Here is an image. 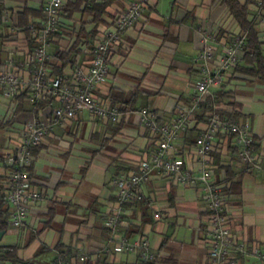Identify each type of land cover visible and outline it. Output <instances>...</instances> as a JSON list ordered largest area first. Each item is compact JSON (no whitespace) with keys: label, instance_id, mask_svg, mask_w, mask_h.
Instances as JSON below:
<instances>
[{"label":"crops","instance_id":"crops-1","mask_svg":"<svg viewBox=\"0 0 264 264\" xmlns=\"http://www.w3.org/2000/svg\"><path fill=\"white\" fill-rule=\"evenodd\" d=\"M48 1L0 0V69H13L7 65L12 57L14 70L25 78L30 76L29 61L36 44L26 35L27 28L39 25ZM130 1H115L98 24L89 12L78 11L73 18L62 16L61 31L53 36L49 49L50 67L75 86L76 67L91 65L99 36L114 28V21ZM143 1L141 19L120 33L109 56L107 79L94 91L102 104L121 108L119 122L100 120L87 111L57 121L53 113L56 103L36 111L26 101L9 124L1 127L0 148L7 156L14 152L27 122L50 123L42 143L33 148L30 166L41 199L30 208L25 224L11 226L2 238L3 243L8 232H15L17 241L10 244L20 246L19 256L29 264H56L65 255L77 257L80 253L88 258L78 264H142L139 253L114 249L124 236L131 242L147 237L156 253L154 264H209L208 210L201 184L181 185L154 171L141 187L143 199L126 207L115 235L105 226L117 206L113 178L136 169L157 147V136L140 124L141 109H152L161 123L189 113L173 154L183 158L186 168L201 169L194 145L212 113L201 104L191 111L196 85L203 76L199 54L213 44L217 59L240 32L221 0ZM239 1L250 3V18L259 19L264 11V0ZM25 8L36 13L20 18ZM259 21L264 40V23ZM222 87L233 97L219 108L225 118L250 125L262 168L249 169L238 156L235 140L224 133L218 136L212 154V177L225 187L232 231L245 243L247 252L238 256V264L256 260L264 264L254 254L255 248L264 252V84L230 71L225 83L203 95L200 103L215 97ZM118 92L124 93V99L117 98ZM9 105L0 89V123L7 122ZM59 244L65 252L57 248Z\"/></svg>","mask_w":264,"mask_h":264},{"label":"built area","instance_id":"built-area-1","mask_svg":"<svg viewBox=\"0 0 264 264\" xmlns=\"http://www.w3.org/2000/svg\"><path fill=\"white\" fill-rule=\"evenodd\" d=\"M64 0H49L44 6V18L39 25H30L35 39V49L29 61L30 76L25 78L14 70V59L10 57L7 65L13 69H0V89L10 100L6 119H11L18 110L16 95L28 92L30 103L38 102L42 97L55 98L59 104L53 113L57 121L71 119L82 111L106 121L117 123L122 117L118 105L106 106L95 98L96 87L103 83L109 74V56L115 43L121 38V32L135 25L142 17L143 0H132L126 9L114 21V28L108 29L99 36L94 48L91 65L85 69L76 67L74 71L75 86L67 83L62 75L55 74L50 67V46L55 34L62 27L61 8ZM264 23V20H261ZM210 39V36L208 37ZM244 45V37L239 34L229 43L223 54L216 57V48L207 44L199 54V69L203 74L197 83V96L192 106L195 110L203 95L211 89L220 88L226 81L228 73L238 61ZM189 113H181L171 122H159L157 114L150 108L139 112L140 124L157 136V147L150 158L143 160L136 169L117 174L112 184L115 186L117 206L107 218L105 224L112 236L119 224L126 207L143 199L141 187L150 180L154 171L171 178L174 182L185 186L201 184L202 193L207 203V241L209 247V264H238V256L247 252L245 243L238 240L233 231L227 211L228 194L225 187L215 183L212 177V154L219 134L235 135V144L239 147L238 156L249 169L262 168V161L254 151V134L248 123L240 124L229 119H223L217 113L210 118L207 128L197 136L194 152L201 162V169L194 172L185 167L182 157L173 154L181 132L186 128ZM50 128L46 120H33L23 127L20 140L13 153L6 156L7 191L6 202L10 207L8 223L19 228L25 224L30 208L41 199V193L34 185L30 166L34 159L33 148L39 146ZM115 250L137 252L142 261L151 262L156 259V253L151 248L147 237L141 236L131 242L124 236L115 245ZM254 254L264 262V252L254 249ZM88 255H65L56 264L84 263Z\"/></svg>","mask_w":264,"mask_h":264},{"label":"trees","instance_id":"trees-1","mask_svg":"<svg viewBox=\"0 0 264 264\" xmlns=\"http://www.w3.org/2000/svg\"><path fill=\"white\" fill-rule=\"evenodd\" d=\"M115 1L118 0H64V4L61 8V15L67 18H73L74 14L78 11L82 13L89 12L93 16V22L99 23L104 20V16L108 14V8ZM228 8L229 13L236 21L240 28V32L235 36L241 34L244 37V45L239 54L238 61L233 65L231 71L233 74L242 75L247 78H252L253 80L264 84V40L260 35V21L259 19L264 20V11H261L259 19L256 17L250 18L251 10L249 9V2L241 3L239 0H221ZM36 12L30 9L25 8L23 14L20 16L23 18L28 17L29 15H34ZM1 17V10H0ZM37 25V24H34ZM84 32L83 27L80 28V33ZM26 35L30 38L31 41L35 42L34 37L32 36V31L28 27ZM234 36V37H235ZM234 39V38H233ZM55 74L59 75V72L55 69L53 70ZM120 100L124 99V93L118 92ZM233 97V94L230 91H227L224 87L215 92V97H208V99L200 103L201 108L205 111L210 110L211 116L214 113H217L223 119H227L224 116L223 110L219 108L222 102L226 101L227 98ZM16 101L18 102V111L23 109L24 102L28 101V92H20L16 95ZM59 102L50 96L42 97L38 102L31 103L34 110H39L46 105H52ZM231 105L238 106V103L234 101L229 102ZM159 120V119H158ZM6 124H9V120L6 123L1 122L0 127H4ZM226 134V133H225ZM230 139L235 140V135L230 134ZM221 135V134H219ZM237 146V145H236ZM236 151L239 150V147H235ZM255 151V144H254ZM256 152V151H255ZM238 153V152H237ZM6 155L1 151L0 148V231H7L10 228L8 223V217L10 212V207L6 202V191H7V174L6 169L7 165L5 162ZM248 167V165H247ZM132 204V203H131ZM50 223V219L48 221ZM18 244H3L2 239L0 240V261L10 262L11 264H29V261H24L19 256ZM57 248L62 252H65L62 244L57 245ZM142 264H154V261L145 262L142 261Z\"/></svg>","mask_w":264,"mask_h":264},{"label":"rangeland","instance_id":"rangeland-1","mask_svg":"<svg viewBox=\"0 0 264 264\" xmlns=\"http://www.w3.org/2000/svg\"><path fill=\"white\" fill-rule=\"evenodd\" d=\"M3 131V128H1L0 127V132H2ZM113 212V211H112ZM112 212L107 216V218L112 214ZM107 218H106V220H107ZM106 220H105V222H106ZM105 226H106V224H105ZM107 227V226H106ZM12 227L10 226V228L9 229H11ZM108 228V227H107ZM8 229V230H9ZM109 229V228H108ZM7 230V231H8ZM110 230V229H109ZM16 235V233L15 232H8L7 234H6V236L4 237V239H3V244H10V243H15L17 240H16V238L17 237H15L14 235ZM11 237V238H10ZM135 253H137V252H135ZM255 263L254 264H259V262L256 260V261H254ZM0 264H11L10 262H2V261H0ZM248 264H252V263H248Z\"/></svg>","mask_w":264,"mask_h":264},{"label":"water","instance_id":"water-1","mask_svg":"<svg viewBox=\"0 0 264 264\" xmlns=\"http://www.w3.org/2000/svg\"><path fill=\"white\" fill-rule=\"evenodd\" d=\"M6 233V231H0V240L3 238L4 234Z\"/></svg>","mask_w":264,"mask_h":264}]
</instances>
